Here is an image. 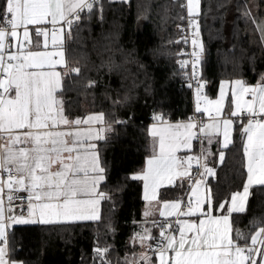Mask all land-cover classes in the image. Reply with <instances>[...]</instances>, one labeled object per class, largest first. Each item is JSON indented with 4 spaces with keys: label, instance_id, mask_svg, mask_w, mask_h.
Here are the masks:
<instances>
[{
    "label": "snow or ice",
    "instance_id": "snow-or-ice-1",
    "mask_svg": "<svg viewBox=\"0 0 264 264\" xmlns=\"http://www.w3.org/2000/svg\"><path fill=\"white\" fill-rule=\"evenodd\" d=\"M121 2L130 3V0ZM94 3L95 0L0 2V21H3V26H0V136L5 140L0 143V170L7 176L6 180L0 179V264H20L7 258L10 224L100 222L101 203L111 201L115 205L109 192L101 190L108 183L110 169L93 142L101 140L107 143L106 135L101 133L110 131L111 124L106 129L91 127L105 124L103 112L70 119L65 114L66 102L63 98V91L67 90L63 78L70 73L56 71L57 65L67 64L65 27L68 29L67 36L71 37L73 27L81 20V13L85 10L91 13ZM180 7L187 8L189 25L194 28L196 37L192 40L191 76L186 72L185 76L189 80V87H192L193 79L197 84L196 110L200 111L203 99L207 101L203 111L210 116V122L200 127L199 131L207 134L211 145L214 138L212 133L219 132L222 127L223 145L219 150V159L223 162L224 149L233 143V119H224L221 115L228 95L225 85L230 84L235 105L232 115L240 114L247 121L240 133L246 158V180L242 191L232 192L230 199H217L206 179L207 176H214L216 169L208 167L205 160L204 171L198 173L201 179H196L193 184L189 168L198 158L177 157L176 153L181 147L192 148V140L197 135L193 131L197 127L196 122L189 117L185 121L171 123L164 119L162 113L154 112V123L149 126V133L154 138L152 152L147 156L144 168L125 177L143 180V199L147 202L142 213L144 219L139 222L141 231L133 233L129 241H138L141 247L154 251L158 264H264V259L259 262L256 259L257 254L264 256V227H257L251 234L234 227L237 223L234 214L247 213L250 189L254 186L264 187V118H260L264 114V73L260 74L256 84H249L243 78L221 80L219 96L214 101L202 96L201 91L207 81L199 75L197 66L202 63L205 46L199 39L200 25L195 18L200 14L201 0H187L186 5ZM238 14L246 21H256L260 40L264 42V20L253 16L247 5ZM48 24L52 26L51 30ZM21 27L22 40L18 31ZM32 32L37 37L36 47H39L38 38L44 37L45 50H30L28 45L33 43ZM49 35L53 51L47 50ZM13 38L19 42L15 51L10 50ZM250 59L255 61L254 56ZM188 63L186 60L179 61L182 70ZM101 67H107L108 72L112 73L119 72L121 65L110 58L102 61ZM71 72L79 73L80 69L74 68ZM95 84V80H89L86 87ZM248 95L251 96L250 100L245 99ZM128 99L129 96L125 94L123 101L113 103H123ZM114 123L126 121L117 120ZM61 125L65 130H52ZM81 125L89 127L82 128ZM177 178L181 182L184 178L188 179L191 188L189 198L184 200L180 196L173 200H160L158 189L161 184L175 185ZM115 190H121L119 183ZM21 191L27 195L17 197L15 193ZM16 199L20 200L21 207L26 206L27 216L15 215L13 202ZM153 202L162 205L160 216L185 218L178 219L175 224L168 220L151 221L152 227L159 228V235L153 236L151 228L145 226L149 223L147 218L153 214ZM136 224L134 221V226ZM106 228L115 231L110 218ZM249 236L251 243H248ZM111 247L107 245L101 248L97 245L93 249L94 259L99 256L101 264H111L106 260ZM125 264H128L127 260ZM132 264H153V258L147 251L142 252L140 261H133Z\"/></svg>",
    "mask_w": 264,
    "mask_h": 264
},
{
    "label": "trees",
    "instance_id": "trees-1",
    "mask_svg": "<svg viewBox=\"0 0 264 264\" xmlns=\"http://www.w3.org/2000/svg\"><path fill=\"white\" fill-rule=\"evenodd\" d=\"M185 1L100 0L91 13L85 11L71 37H66V72L70 74L63 78L67 88L63 91L65 114L74 119L105 113L111 130L106 134L107 143L100 140L98 148L110 171L108 183L101 190L109 192L115 205L102 202L100 222L12 227L10 247L15 260L22 264H101L99 256L94 259L93 249L111 245L106 260L111 264H125V260L132 264L146 250L138 241H129L133 233L141 231L139 222L144 219L143 182L125 177L140 171L150 155L149 126L154 123V112L162 113L166 121H185L194 114L192 91L179 66L183 45L178 26L186 13V8L180 7ZM221 4L227 6L220 7ZM245 5L253 16L264 20V0H201L199 37L205 53L200 76L207 81L205 95L216 96L221 80L243 78L255 84L264 73L260 30L256 21H246L238 14ZM253 56L254 62L250 59ZM110 58L121 65L119 72L109 73L107 67H101V62ZM74 68L80 72H71ZM89 80H95V86L86 87ZM125 94L129 96L126 102L113 103L123 101ZM227 104L233 105L231 95ZM117 120L126 123H114ZM241 128L242 124L236 122L233 143L225 149L224 161H212L216 163V174L208 181L217 199L230 198L246 180ZM117 183L120 191L115 190ZM188 189V183L182 188L166 187L160 197L185 198ZM234 216V227L242 232L251 234L262 227L264 187L251 188L247 213ZM109 218L114 232L106 228ZM150 222L145 226L158 236L159 228Z\"/></svg>",
    "mask_w": 264,
    "mask_h": 264
},
{
    "label": "built area",
    "instance_id": "built-area-1",
    "mask_svg": "<svg viewBox=\"0 0 264 264\" xmlns=\"http://www.w3.org/2000/svg\"><path fill=\"white\" fill-rule=\"evenodd\" d=\"M99 1L100 0H95L94 5L96 3H98ZM186 2H187V0L185 1V4L184 5H186ZM85 11H83L81 13V17L85 13ZM195 18L198 21V15ZM29 27L31 28L32 26H29ZM51 27H52L51 25H48V28L50 30H51ZM182 37L184 39H182ZM194 38H196L194 36V28L189 25L188 13H187V8H186V13H185L184 18H183V21L181 22L180 27H179V41L183 45V49H182V51L179 54V61L186 60V61H189V63L183 67V70H182L180 64H179V66H180V70H181V72L183 74L184 81L186 82L187 85L189 84V80L185 76V72L188 74V76H191V72H192V64H191L192 55L191 54L194 51V46L192 44V40ZM13 42H14V39H12L11 42H10L11 43L10 50L13 47ZM25 43L27 44V42H25ZM197 68H198V72H199V75H200V65H198ZM191 83H192V87H190V88H191V91H192V104H193V107H194V114H193L192 118H193V120L196 122V124L199 127L198 128V133H197V144H198V147L197 148H198V151H197V155L192 156V157H196L198 159H196V160H194L192 162L193 166H192L191 172L189 174V176L192 178V182L194 184V181L196 179H200L201 178V176L198 173H202L204 171L203 164L205 163V158H204L203 151H202V149H203V137H202V134L199 131V129H200L201 125H202L201 122H204L205 120L210 119V116H204L203 114H199L197 112V110H196V96H195V88H196L197 84H196L195 79H193L191 81ZM206 89H207V84H206V86L201 91V95L202 96H205ZM200 103L202 104V101ZM260 118H264V114H261V117ZM241 120H246V118H244L243 116H238L236 118V122H238V123ZM4 142H5V140H4L3 136H0V143H4ZM1 173H2V179H5L6 180V178H7L6 173H4L2 170H1ZM188 184H189V181H188ZM190 191H191V188L189 187V189H188V191L186 193V196H185V199L184 200H187L189 198ZM6 193H7V190H5V193H4L5 200H6ZM15 195L17 197H19V196H26L27 194L21 191V192L15 193ZM13 206L15 208V214H18V215L23 214V215L27 216V208H26V206L25 207H21V203H20V200L19 199L14 200ZM181 217H176V216L170 217V218L163 217V218H160L157 221H165V220H168V221H171L173 224H175V223L178 222V219H181ZM262 227H264V224H263ZM8 232H9L8 246H10V239H11L12 227L9 226ZM257 247H259V245H257ZM147 252L151 256H154L155 255L154 254V251H149L148 250ZM258 255L259 254L256 255V259H257ZM139 261H140V259L137 262H139Z\"/></svg>",
    "mask_w": 264,
    "mask_h": 264
},
{
    "label": "crops",
    "instance_id": "crops-1",
    "mask_svg": "<svg viewBox=\"0 0 264 264\" xmlns=\"http://www.w3.org/2000/svg\"><path fill=\"white\" fill-rule=\"evenodd\" d=\"M48 25H50V24H48ZM48 25H47V27H48ZM50 30V29H49ZM18 31H19V33H20V39L22 40L23 39V29H22V27L20 28V29H18ZM31 36H32V41H33V43L31 44V45H28V47L30 48V50H32V51H43V50H45V47H44V37L43 36H40L38 39H39V47H36L35 46V44H36V40H37V37L35 36V34H34V32H32L31 33ZM66 37H67V32H65V40H66ZM14 39V42H13V47H12V51H15L16 50V47H17V45H18V41L15 39V38H13ZM48 40H49V43H48V47H47V50L48 51H53L54 49H53V47H52V45H51V35H49V37H48ZM65 59H66V54H65ZM68 70V68H67V64H62V65H57L56 66V71H59V72H61L62 74L64 73V72H66ZM256 84V83H255ZM234 108V110H235V105L233 104L232 105ZM199 112H201V111H199ZM97 113V112H96ZM204 116H207L205 113H204V111H202L201 112ZM210 120V119H209ZM169 122H171V123H175V122H177V121H169ZM153 124V123H152ZM151 124V125H152ZM107 123H106V120H105V124H103V125H101V124H94V125H92L91 127H93V128H95V129H99V128H101V127H103V128H107ZM80 127H82V128H87V127H89L88 125H81ZM242 127H243V124H242ZM198 125H197V127L195 128V129H193V131H195L196 132V134L198 133ZM234 128L235 127H233L232 128V130H231V133H232V131H233V133H232V135H231V139H232V141H233V139H234ZM52 130H57V131H63V130H65V128H64V126H58L56 129H52ZM107 134V131L106 132H104V133H101V135H106ZM214 136V138H213V142H212V144L211 145H209V143H208V141H206V139H204V141H203V150H204V144H205V151H206V145H208V150L210 149V151H208L209 153L207 154V155H205L204 156V158H205V160H206V162H207V166L208 167H211V168H215L216 169V163L215 162H212L214 159H218V162L219 163H221V161H220V159H219V150H220V148L222 147V145H223V129H222V127H221V129H220V134H216V133H214L213 134ZM203 137V136H202ZM217 140L219 141V143H217ZM99 141L100 140H96V141H93L94 143H96V145H97V147H98V144H99ZM152 141H154V138L150 135V140H149V148H150V152H152V150H151V143H152ZM231 145V144H230ZM229 145V146H230ZM228 146V147H229ZM157 147H158V141H157ZM198 144H197V135L193 138V140H192V148L191 149H185V148H183V147H181V148H179L178 150H177V153H176V155H177V157H187V156H193L192 155V153H193V151L194 152H197L198 151ZM224 151H225V149H224ZM205 154H206V152H205ZM203 155H204V151H203ZM146 162V161H145ZM185 163L187 164V161H185ZM245 164H246V158H245ZM192 166H193V164H191L190 165V168H189V174H190V172H191V168H192ZM145 167V164H144V166L142 167V168H144ZM141 168V169H142ZM53 170H55V166H53ZM210 177H212V176H207L206 177V179H207V181H208V179L210 178ZM0 179H2V173H1V170H0ZM201 179V178H200ZM142 180V179H141ZM142 182H143V180H142ZM181 183L183 184V185H185L186 183H188V179L187 178H184V180L181 182L180 181V179L179 178H177V183L175 184V185H179V186H181ZM175 185H168L166 182L165 183H162L161 184V186H160V188L158 189V193H159V199L160 200H166V199H176L177 197H180V196H171V197H169V198H165V199H163V198H161L160 197V193H161V190L163 189V188H166V187H172V186H175ZM5 190H7V189H5ZM238 191H242V189L241 190H238ZM191 192V191H190ZM250 192H251V189H250ZM143 195H144V188H143ZM250 196V195H249ZM185 199V198H184ZM194 199V198H193ZM230 199V198H229ZM248 200H249V198H248ZM101 205H102V203H101ZM145 205H146V201H145ZM247 206H248V202H247ZM161 208H162V205H161ZM144 209H145V206H144ZM15 215H17V216H19L18 214H15ZM175 216V215H174ZM174 216H172V217H174ZM160 218H163L162 216H160V213L159 214H157L156 213V215L154 216V217H152V216H149L147 219H148V221H153V220H155V221H157V220H159ZM166 218H170V217H166ZM182 218V217H181ZM69 222H84V221H69ZM27 224H32V223H19V224H10V227H14V226H16V225H27ZM177 235H178V232H177ZM251 243V242H250ZM146 251H148V249H146L144 252H146ZM12 252H11V247L10 246H8V259L10 260V261H17V260H15L13 257H12V254H11ZM152 258H153V264H158V257H156L155 255L154 256H152ZM262 259H264V256H262V255H258V257H257V261L259 262L260 260H262ZM17 262H19V261H17ZM20 264H22L21 262H20Z\"/></svg>",
    "mask_w": 264,
    "mask_h": 264
},
{
    "label": "rangeland",
    "instance_id": "rangeland-1",
    "mask_svg": "<svg viewBox=\"0 0 264 264\" xmlns=\"http://www.w3.org/2000/svg\"><path fill=\"white\" fill-rule=\"evenodd\" d=\"M65 32H68V29L65 27ZM199 39H200V37H199ZM201 40V39H200ZM202 41V40H201ZM224 80H229V81H231L230 79H224ZM220 89V88H219ZM225 89H226V91H227V93H228V95L226 96V98H225V102H224V108H223V111H222V113H221V115H222V117L224 118V119H233V126H232V128L233 127H235V125H236V118L238 117V116H241L240 114H237V116H233L232 114H233V112H234V107L231 105V106H228V104H227V100H228V97L231 95V91H230V89H231V85L229 84V85H225ZM207 98H208V100H210V101H214V100H216L217 98H218V96H219V91H218V94L216 95V96H214V97H212V96H209V95H205ZM232 98V97H231ZM245 99H251V96L250 95H248V96H246L245 97ZM202 101V104H201V109H200V111L202 112L203 111V108L205 107V106H207V101H205V100H201ZM233 103V102H232ZM234 104V103H233ZM207 116H209V114L208 113H206V112H204ZM214 114V113H213ZM210 122V120L208 119V120H205L203 123H202V125H201V127H203L204 126V124H207V123H209ZM247 121L246 120H241L239 123L240 124H245ZM232 133H233V131H232ZM232 133H231V135H232ZM202 134V136H203V141H204V139H206V141H208V139H207V134L206 133H201ZM214 133H212V135H213ZM216 134H220V131L219 132H216ZM214 136V135H213ZM153 142L154 141H152V143H151V150H152V145H153ZM208 151H210V149L208 150V145H206V151H205V144H204V156L205 155H207L209 152ZM205 152H206V154H205ZM150 154H151V152H150ZM192 155L193 156H195V155H197V152H194L193 151V153H192ZM210 186V185H209ZM211 187V186H210ZM166 200H173V199H166ZM147 203V202H146ZM146 206V205H145ZM160 209H161V204H156L155 202H153V206H152V209H151V211H152V217H154L155 215H156V213L157 214H159L160 213ZM183 218H185V217H183L182 216V218L181 219H183ZM154 263V262H153Z\"/></svg>",
    "mask_w": 264,
    "mask_h": 264
}]
</instances>
